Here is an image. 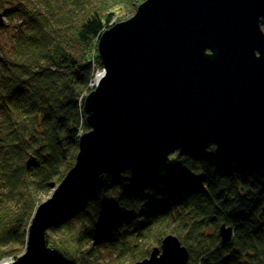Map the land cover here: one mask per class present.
<instances>
[{"label": "trees", "instance_id": "obj_1", "mask_svg": "<svg viewBox=\"0 0 264 264\" xmlns=\"http://www.w3.org/2000/svg\"><path fill=\"white\" fill-rule=\"evenodd\" d=\"M111 1L0 0L17 24L11 48H0V262L23 253L40 196L62 186L90 130V52L114 24ZM94 61L101 65L97 51ZM223 224L234 230L227 244ZM170 233L189 249L187 264H264V170L231 163L208 144L104 173L55 218L46 241L50 264H97L105 255L123 264L148 257Z\"/></svg>", "mask_w": 264, "mask_h": 264}, {"label": "water", "instance_id": "obj_2", "mask_svg": "<svg viewBox=\"0 0 264 264\" xmlns=\"http://www.w3.org/2000/svg\"><path fill=\"white\" fill-rule=\"evenodd\" d=\"M263 20L264 0H145L105 29L97 45L104 74L84 100L90 130L80 136L74 166L38 206L25 251L0 264H50L47 229L104 173L149 168L178 149L208 144L231 163L264 170ZM233 232L221 225V243ZM189 259L170 233L128 264Z\"/></svg>", "mask_w": 264, "mask_h": 264}, {"label": "rangeland", "instance_id": "obj_3", "mask_svg": "<svg viewBox=\"0 0 264 264\" xmlns=\"http://www.w3.org/2000/svg\"><path fill=\"white\" fill-rule=\"evenodd\" d=\"M134 1V0H133ZM145 0H135L134 2V5H125V4H121V3H118V0H112V4L109 5V8H108V11L110 12H113V18L111 20V24L114 22V24H116L115 22H123V21H126L128 20L129 18H131L132 16L135 15L137 9H138V6L140 4H142ZM133 11V12H132ZM16 19V18H14ZM5 23H6V26L4 27H0V48L2 50H5L7 51L9 48H11V35L13 34V28L16 29V21L13 20V19H10L8 15L5 16ZM16 24V25H15ZM113 24V25H114ZM262 29L264 31V25L262 24ZM98 45V44H97ZM98 50V47H93V50L91 53V61L94 63V65L96 66L97 70H96V73H95V76L97 75V73H100V71H102V74H104V68H103V65L101 64H96L95 61H94V57H95V53L96 51ZM101 62V61H100ZM95 76L93 78V80L95 79ZM93 80L91 81L90 83V86L89 88L90 89H93L95 88L94 87V83H93ZM90 93V92H89ZM89 93H87L86 95H88ZM79 151V150H78ZM78 153V152H77ZM71 172V171H70ZM69 172V173H70ZM69 175V174H68ZM65 181V180H64ZM63 181V183H64ZM62 183V185H63ZM58 187L56 186L55 189H53V191H51L49 194H43L40 196V200H41V203L47 201L48 199L52 198L56 191H57ZM40 203V204H41ZM38 204L37 207L35 208L33 214H32V218L30 220V223H29V226L27 228V240H28V234H29V228H30V225H31V222H32V219L34 217V214L38 208V206L40 205ZM55 220V219H54ZM53 220V221H54ZM52 221V222H53ZM52 224V223H51ZM27 240H26V245H27ZM25 251V249H24ZM23 251V252H24ZM22 254V253H21ZM20 254V255H21ZM6 259H10L12 261H15L16 259H12L11 257L10 258H6ZM4 260V259H3ZM97 264H117V262H111L109 261V257L107 255L104 256V259L101 258L99 260V262ZM123 264H128V263H123Z\"/></svg>", "mask_w": 264, "mask_h": 264}, {"label": "bare ground", "instance_id": "obj_4", "mask_svg": "<svg viewBox=\"0 0 264 264\" xmlns=\"http://www.w3.org/2000/svg\"><path fill=\"white\" fill-rule=\"evenodd\" d=\"M102 71H100V73H97V75L95 76V79L93 80V83L95 84L102 76Z\"/></svg>", "mask_w": 264, "mask_h": 264}]
</instances>
